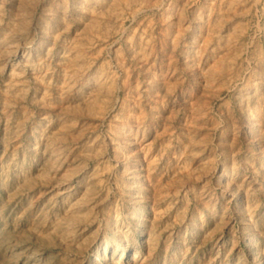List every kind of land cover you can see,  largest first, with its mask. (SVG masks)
Wrapping results in <instances>:
<instances>
[{
	"label": "rangeland",
	"instance_id": "1",
	"mask_svg": "<svg viewBox=\"0 0 264 264\" xmlns=\"http://www.w3.org/2000/svg\"><path fill=\"white\" fill-rule=\"evenodd\" d=\"M0 264H264V0H0Z\"/></svg>",
	"mask_w": 264,
	"mask_h": 264
}]
</instances>
